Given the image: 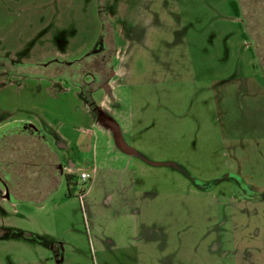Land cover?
<instances>
[{"label":"rangeland","instance_id":"rangeland-1","mask_svg":"<svg viewBox=\"0 0 264 264\" xmlns=\"http://www.w3.org/2000/svg\"><path fill=\"white\" fill-rule=\"evenodd\" d=\"M244 1L0 0V123L51 126L74 166L42 205L0 184V264H264V0Z\"/></svg>","mask_w":264,"mask_h":264},{"label":"trees","instance_id":"trees-1","mask_svg":"<svg viewBox=\"0 0 264 264\" xmlns=\"http://www.w3.org/2000/svg\"><path fill=\"white\" fill-rule=\"evenodd\" d=\"M253 1H244L248 10L251 5H254ZM234 7L240 16L242 13L237 2L234 3ZM253 7V11H257V15H262L259 13L260 10L262 13L264 12V2L262 1L258 2V6ZM257 7L261 8L255 10ZM250 17L257 18L252 13ZM256 44V52H263V43L257 42ZM28 126L27 131L20 129L12 131L0 144V162L2 164L0 175L8 181L11 192L19 203L42 205L45 198L50 195L51 190L62 178L63 165L60 163V156L51 140L31 124ZM48 133L50 136L52 135L51 132ZM64 177L70 186L74 175L66 174Z\"/></svg>","mask_w":264,"mask_h":264},{"label":"flooded vegetation","instance_id":"flooded-vegetation-1","mask_svg":"<svg viewBox=\"0 0 264 264\" xmlns=\"http://www.w3.org/2000/svg\"><path fill=\"white\" fill-rule=\"evenodd\" d=\"M104 34H105V37H106L107 36V32H105ZM106 52H107L106 50L101 49V50H99L96 53L98 55L97 57H99L100 59L96 60V58H94L95 59L94 60V66L97 65L96 66L97 72H96V74H93L92 83H102L104 81V84H106L107 80H113L117 76V73L114 71L116 67H115V65L113 66L111 64V61H110L111 57H107V55H105ZM90 67H92V64H91ZM0 72L4 73V75H3L4 78H8L9 76H13V74L11 73L9 68H7L5 66H2V64L0 65ZM85 83H84V81L76 83L77 87L80 88V90L82 92H83V90L85 91V89L91 85V83H87V84H85ZM108 88H109V86H108ZM91 106H93V104ZM91 111L93 112V110H91ZM99 111L100 110H97V112H99ZM13 123H18V124H20V126H16L14 129L8 130L6 133H4L0 137V144L2 143L4 138L8 137V135L12 131L17 130V129H20L21 131H27L28 130L27 127H29V126H28L27 122H13ZM10 124H12V123H10ZM7 125H9V124H7ZM1 165L2 164L0 162V167H2ZM62 170H63V168H62ZM0 184L3 187V192H1L2 199L6 200V201L18 202L14 198V196H13V194L11 192V188H10V185H9L8 181L5 178H3L1 175H0ZM9 194H10L11 198L9 197Z\"/></svg>","mask_w":264,"mask_h":264},{"label":"crops","instance_id":"crops-1","mask_svg":"<svg viewBox=\"0 0 264 264\" xmlns=\"http://www.w3.org/2000/svg\"><path fill=\"white\" fill-rule=\"evenodd\" d=\"M97 121H98V118L96 119ZM96 120H95V117L93 118V121H92V126L96 123ZM13 122H27L28 124H31L32 126H34L36 129H38L39 131H41V128H43V129H45V130H47L48 132H51V138L52 139H54V141H55V144H54V147L56 148V145L58 144L59 145V148L61 149V150H63V149H66L67 148V144H66V139H64L61 135H59V134H57V132H56V130H54L51 126H49V125H47V124H43V125H36V124H33V123H31V122H28V121H25V120H21V119H19V120H9V121H6V122H1L0 123V127H3V126H5V125H7V124H10V123H13ZM99 122V121H98ZM100 123V122H99ZM104 126V125H103ZM53 136V137H52ZM61 141H62V143H61ZM53 143V142H52ZM129 146V145H128ZM122 151V150H121ZM123 152V151H122ZM125 155H127L128 157H135L136 156V153L135 154H133V155H131V154H128V153H126V152H123ZM169 164H166V166H168ZM68 169H71L72 170V173H70L69 171H68ZM74 166L73 165H70V166H68V167H66V166H64L63 167V170H62V173H63V175L62 176H64V175H74ZM97 170H96V168H94V170H93V174H91V179H90V181H92L91 182V185H90V187H89V189H88V191H87V193L86 194H88V192H89V190L90 191H92V189L95 187V185H96V179H97ZM88 183V182H87ZM33 197V196H32ZM33 199V198H32Z\"/></svg>","mask_w":264,"mask_h":264},{"label":"water","instance_id":"water-1","mask_svg":"<svg viewBox=\"0 0 264 264\" xmlns=\"http://www.w3.org/2000/svg\"><path fill=\"white\" fill-rule=\"evenodd\" d=\"M97 118H98V121L102 125H104L105 127L111 129L114 132L115 141H116V144L119 147V149H121L123 152H126V153L131 154V155L136 153V151L133 148L129 147L123 141L121 133H120V130H119V126L116 124V122L114 120L106 117L102 111L98 112V117ZM16 126H20V124L12 123V124H9V125L1 127L0 128V137L4 133H6L8 130L14 129ZM156 165H159V164H156ZM9 197L11 198L10 194H9Z\"/></svg>","mask_w":264,"mask_h":264},{"label":"built area","instance_id":"built-area-1","mask_svg":"<svg viewBox=\"0 0 264 264\" xmlns=\"http://www.w3.org/2000/svg\"><path fill=\"white\" fill-rule=\"evenodd\" d=\"M68 171H69L70 173H72V170H71V169H68ZM79 178H80L79 185L82 186V185H84L85 183H87L88 181H90V179H91V174H90V173H87V172H81Z\"/></svg>","mask_w":264,"mask_h":264}]
</instances>
